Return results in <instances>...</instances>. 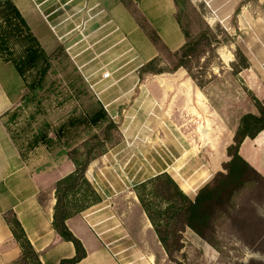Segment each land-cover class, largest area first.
Returning a JSON list of instances; mask_svg holds the SVG:
<instances>
[{
  "label": "rangeland",
  "instance_id": "rangeland-1",
  "mask_svg": "<svg viewBox=\"0 0 264 264\" xmlns=\"http://www.w3.org/2000/svg\"><path fill=\"white\" fill-rule=\"evenodd\" d=\"M83 12V8L68 10L66 26L53 19L50 38L44 44L39 42L49 59L23 73L15 64L30 44L27 32L20 30L5 46L0 44V74L7 86L11 81L16 86L15 116L9 125L24 157L35 169L51 168L58 159L68 158V164L74 166L68 175L92 158L66 201L71 210L85 206L83 211L92 213L86 215L94 228L118 251L128 247L131 264H148L147 257L153 255L155 264H264L262 179L249 182L226 210L213 215L206 239L169 213L164 198L169 188L157 193L158 183L150 182L167 172L194 199L223 170L241 116L258 111L257 104L264 99V28L253 24L258 12L240 5L233 17L234 27L226 30L219 23L207 24L204 3L182 0L180 20L189 41L210 29L220 42L215 46L206 37L201 39L186 63L192 76L184 67L168 72L179 57L165 48L151 67L167 72H143L149 61L142 64L126 42L119 43L113 27L74 24L72 19ZM2 16L0 40L6 34ZM83 38L90 41L84 48L91 43L97 52L111 47L114 55L100 58L112 62V69L119 68L114 82L98 90L103 91V101L76 64H87V71L101 66L96 64L99 59L90 63V58H84ZM126 49L128 53L121 55ZM243 57L247 68L242 67ZM109 122L114 126H108ZM202 127L210 128L208 142ZM257 140L262 142L264 133ZM241 153L264 176V143L246 139Z\"/></svg>",
  "mask_w": 264,
  "mask_h": 264
},
{
  "label": "crops",
  "instance_id": "crops-1",
  "mask_svg": "<svg viewBox=\"0 0 264 264\" xmlns=\"http://www.w3.org/2000/svg\"><path fill=\"white\" fill-rule=\"evenodd\" d=\"M195 1L206 5L205 20L210 27L217 23L226 30L234 27L233 17L241 5L247 11L255 9L258 17L253 24L264 28V0H191L192 3ZM6 2L18 9L40 44L50 38L49 27L54 18L66 26V13L77 8H83L85 12L72 19L74 24L77 21L88 27H113L120 36L119 42H126L142 64L156 58L162 48L175 53L188 41L180 20L182 0H0V11L6 9ZM238 23L241 27V18ZM251 24L249 22L248 27ZM153 37H157V41ZM83 39L85 42L81 48L90 42ZM93 47L91 43L84 48V58L93 57V52L99 54ZM127 49L121 55L128 53ZM110 50L108 54L114 55ZM11 82V86H7L0 74V264H14L22 254L7 222V214H15L19 219L43 264H60L62 259L74 257L76 248L71 241L60 236L53 224L56 184L71 173L74 166L68 164V158H63L51 168L35 169L24 157L9 125L14 119L17 102L16 86L14 81ZM199 96H203L202 93ZM249 112L258 113L254 109ZM257 139H253L257 145L264 143V140L258 142ZM249 162L254 165L251 160ZM72 214L75 215L70 216L66 224L82 241L87 252L77 264H131L127 260L129 248L118 251L103 238L94 228L90 215H86L92 213L80 211ZM153 256L147 257L148 264H155L156 256L154 261Z\"/></svg>",
  "mask_w": 264,
  "mask_h": 264
},
{
  "label": "trees",
  "instance_id": "trees-1",
  "mask_svg": "<svg viewBox=\"0 0 264 264\" xmlns=\"http://www.w3.org/2000/svg\"><path fill=\"white\" fill-rule=\"evenodd\" d=\"M5 5L6 9L1 10L0 13L3 14L6 21L4 29V26H2L3 31L6 33L4 34L6 38L1 36V38H4L0 40V44H4L3 46H5L7 40L19 36L20 30L21 32H27V40H29L30 44L26 48L25 55L15 64L16 69L19 70L20 73H23L26 69L34 66L38 61L48 60L49 55L40 47L37 38L31 34L18 9L9 2H6ZM211 31L209 29L207 32H202L198 38L190 41L189 35L186 32L188 41L175 52L179 57V62L173 70L168 72H175L179 68L184 67L188 69L192 76L186 63L187 59L191 57L196 47L201 43V39L206 37L211 45L218 46L220 44L217 37H215ZM153 38L157 41V37ZM154 59L149 61L146 68L143 69V72L153 74L167 72L166 70L152 68L151 65ZM243 59L244 64L242 67H249L246 58L243 57ZM44 71H42V73ZM257 107L258 113L247 112L241 116L233 141L227 147L228 160L223 163V170L218 171L213 179L198 191L194 199L186 195L180 189L178 182L167 172L160 173L150 180L151 183H158L155 187L157 193L161 191V189L169 188V191L164 194L165 200L169 203V213L174 214L180 219L183 226L190 227L204 239L207 238L206 231L212 228L214 214L220 210H226L230 206L234 195L242 190L249 182L258 179L264 181V176L241 153V147L246 139H255L264 131V99L257 104ZM93 122L96 123L95 117L93 118ZM108 126H114L113 122H109ZM91 160L92 158H88L74 174H70L60 180L56 188L57 202L53 224L60 236L67 241H71L76 248V255L72 258L62 259L60 264H77L87 255L82 241L74 235L66 224V220L70 216L75 215L72 213L83 211L85 206L71 210L66 198L71 192H74L79 180L85 175ZM145 210L148 214H151L146 207ZM6 219L12 229L14 237L22 249L20 258L14 264H43L38 252L29 240L16 215L7 214ZM156 227L159 239L167 250L168 246L165 238L161 235L160 227L158 224H156Z\"/></svg>",
  "mask_w": 264,
  "mask_h": 264
},
{
  "label": "built area",
  "instance_id": "built-area-1",
  "mask_svg": "<svg viewBox=\"0 0 264 264\" xmlns=\"http://www.w3.org/2000/svg\"><path fill=\"white\" fill-rule=\"evenodd\" d=\"M122 41L123 40H121V42ZM110 49H111V47L107 48L106 50H104L102 52H99V54H97L95 52L92 53L93 57L90 58V63L96 61V59H99V61L96 63L98 65H99V63L101 64V66L99 68L91 69V70L87 71L86 69H84V67L87 64H84L81 66L78 63H76L78 66V69L80 70L81 74L83 75L85 81L87 82V84L89 85L91 90L95 93V95L101 101H103V99L101 97V94L103 93V91H98L99 88H101L103 85H106V84H112V83H110V81H113L115 79V73L119 70V68L112 69L111 67H109L112 62L111 63L110 62L104 63L105 60H102L100 58L102 55H105V54L108 55V52ZM121 79L122 78H119L117 81H120ZM104 106L107 107L106 104H104Z\"/></svg>",
  "mask_w": 264,
  "mask_h": 264
},
{
  "label": "bare ground",
  "instance_id": "bare-ground-1",
  "mask_svg": "<svg viewBox=\"0 0 264 264\" xmlns=\"http://www.w3.org/2000/svg\"><path fill=\"white\" fill-rule=\"evenodd\" d=\"M202 132H203V136L206 142L209 141V136L208 133H210V128L209 127H202L201 128Z\"/></svg>",
  "mask_w": 264,
  "mask_h": 264
}]
</instances>
